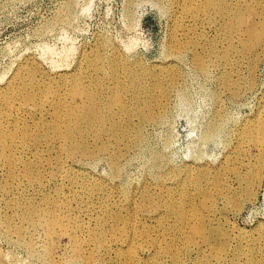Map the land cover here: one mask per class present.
Masks as SVG:
<instances>
[{
	"label": "rangeland",
	"instance_id": "rangeland-1",
	"mask_svg": "<svg viewBox=\"0 0 264 264\" xmlns=\"http://www.w3.org/2000/svg\"><path fill=\"white\" fill-rule=\"evenodd\" d=\"M178 1L0 0V87L27 64H37L47 80H53L59 73L75 71L80 58L94 51L103 57L116 55L127 69L156 68L162 70L166 82L175 80L165 94V105L153 108L156 120H123L131 131L140 125L141 140L129 147L121 142L116 158L110 151L96 149L101 141L110 144L108 136L100 142L99 138L88 139L86 148L93 154L78 155L76 159L68 158L56 140L40 152L41 179L30 182L19 174V166L11 182L8 173L0 169L3 264H49L42 253L43 233L22 221L21 212L9 208L7 202L12 199L17 204L28 201V205L43 208L57 199L59 206L68 205L78 222L87 221L85 215L91 206L116 211L123 204V214L135 209L138 229H149V236H138L133 245L140 264H264V149L259 147L264 130V52L260 47L258 51L240 53L239 48L227 63L226 37L230 34L224 20L209 10L202 19H218L194 25L186 19L192 15L183 16ZM222 1L241 9L246 6L250 20L264 26V0ZM233 38L239 41L237 35ZM176 39L190 46L181 56L176 55L178 58L169 51ZM197 40L199 44L194 47ZM213 41L224 53L207 59L208 72L204 73L195 67L191 54L194 50L207 55ZM254 54L257 60L250 73L246 64ZM104 70L110 72L111 68ZM226 75L229 84L224 80ZM149 83L146 81V85ZM130 93L124 92L125 100ZM106 97L102 95L100 103H106ZM25 156L33 159L30 153ZM225 159L239 172L258 173L257 183L246 191L232 193L238 206L215 196L212 209H203L207 224L204 230L210 241L194 236L193 243H188L180 238L167 250L170 235L156 226V219L147 218L148 209L140 207L143 195L159 193L163 184H173L175 175L186 167L189 172L182 177L189 189L195 187L198 169L203 168L207 175L202 184L213 191V181L219 178L226 184L231 175L220 168ZM114 163L119 166L116 177L112 174ZM90 182L102 183L103 192L89 197L87 194L95 190ZM7 220L23 226L27 235L7 233L3 224ZM147 238L156 246H148ZM68 245L65 235L55 243V256L64 258L62 264H74L66 263ZM116 245L118 240L112 241V250L98 261L75 264H114L118 259Z\"/></svg>",
	"mask_w": 264,
	"mask_h": 264
},
{
	"label": "bare ground",
	"instance_id": "bare-ground-1",
	"mask_svg": "<svg viewBox=\"0 0 264 264\" xmlns=\"http://www.w3.org/2000/svg\"><path fill=\"white\" fill-rule=\"evenodd\" d=\"M178 4L185 18L192 15L186 19L194 25H204L218 19L203 20L202 17L209 10L224 20V27L230 34L226 37L227 63L231 60L232 52L239 48L240 53L258 51L260 47L264 52V26L250 20L246 6L241 9L222 0H179ZM235 35L239 37V41L234 40ZM198 44L199 40L193 46ZM189 47L176 39L170 44L169 51L174 56H181ZM94 52L92 55L82 56L75 71L59 73L53 80H47L37 64L21 66L0 87V169L5 174L8 173L11 182L16 179L15 172L19 166V174L30 182L36 178L41 179L43 160L40 152L45 147L50 148L56 140L60 142L61 149L68 158L76 159L74 157L78 155L93 154V151L86 148L89 145L88 139L99 138L100 142L104 136H108L110 144L101 141L96 149L104 153L110 151L116 158L121 142L129 147L141 140L138 129L140 125L131 131L129 125H123L125 118L130 121L135 117L140 123L156 120L153 108L161 109L165 105V94H168V89L174 85L175 80L166 82L162 70L156 68L150 71L133 67L127 69L116 55L103 57ZM223 53L224 51L220 53L218 43L213 41L209 44L207 55L193 50L191 56L195 67L206 73L207 59L218 58ZM256 54L246 64L250 73L257 60ZM109 66L110 72L105 71ZM123 77L126 81L122 80ZM224 80L229 84V75ZM146 81L150 83L146 85ZM125 91L131 92L126 100L123 97ZM102 95L107 96V101L103 104L100 103ZM117 112L120 113L119 116ZM260 140L259 147L264 149V130ZM26 153H30L33 159L26 158ZM157 161L158 156H155L154 163ZM220 168L231 175L226 184L219 178L213 181V191L202 184V179L207 175L203 168L198 169L195 187L189 189L182 177L189 172V167H186L182 173L175 175L173 184H163L159 193L143 195L140 207L148 209L147 218L156 219V226L170 235L167 250L176 246L180 238L188 243H193L194 236L208 241L209 236L204 230L207 224L203 209H212L215 196H220L225 203L238 206L232 193L246 191L258 181V173L249 175L239 172L227 159L220 164ZM112 174L114 177L119 174V166L115 163ZM232 175L233 178L230 179ZM90 186L95 190L87 194L89 197L104 190L100 182H90ZM75 199L78 201L77 197ZM56 201L49 202L46 208L33 203L28 205V201L17 204L12 199L7 202L12 211L21 212L22 221L26 220L33 230L43 233L45 250L42 253L49 264L63 263V257L55 256V243L63 235L69 240L66 263L98 261L104 253L112 250V241L118 240V259L114 264H140V255L133 249V245L138 236H149V229L148 226L138 229V212L135 209L129 212L126 210L123 214V204H119L116 211L91 206L85 215L87 221L78 222L69 213L67 204L59 206ZM3 224L7 233L13 232L19 237L27 235L21 225L17 226L10 220ZM103 226L107 229L104 230ZM147 242L148 246H156L149 238ZM3 263L0 257V264ZM100 263L108 264L105 261Z\"/></svg>",
	"mask_w": 264,
	"mask_h": 264
}]
</instances>
